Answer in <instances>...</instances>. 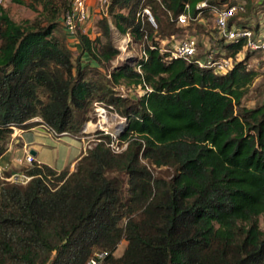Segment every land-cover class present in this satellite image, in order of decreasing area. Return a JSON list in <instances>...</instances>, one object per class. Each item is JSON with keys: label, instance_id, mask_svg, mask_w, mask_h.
<instances>
[{"label": "trees", "instance_id": "16d2710c", "mask_svg": "<svg viewBox=\"0 0 264 264\" xmlns=\"http://www.w3.org/2000/svg\"><path fill=\"white\" fill-rule=\"evenodd\" d=\"M10 1L37 17L16 22L0 0V157L13 127L34 128L36 118L79 139L95 103L125 119V148L96 130L73 171L34 162L24 185L5 180L16 170L0 171V264H88L98 253L99 264H264V102L243 103L257 51L220 39L235 62L216 74L160 50L186 28L177 19L187 8L212 16L211 6L238 1L111 0L99 35L77 31L78 56L61 27L71 0ZM240 1L245 11L229 24L257 31L262 15L253 25L252 0ZM143 8L156 27L138 17ZM114 30L145 56L108 70L119 55ZM121 81L150 90L127 99L115 93Z\"/></svg>", "mask_w": 264, "mask_h": 264}, {"label": "rangeland", "instance_id": "374dc122", "mask_svg": "<svg viewBox=\"0 0 264 264\" xmlns=\"http://www.w3.org/2000/svg\"><path fill=\"white\" fill-rule=\"evenodd\" d=\"M94 1L95 6L94 9H92L93 11H91L90 19L85 25H83V29L81 30L83 33L88 34L91 38H95L100 34V30L97 26V21L100 18L106 16L110 21H112L108 14L111 0ZM1 3L9 16L16 22H21L25 19L34 20L37 17V13L25 5L17 4L11 2L10 0H1ZM259 13L264 17V0H252V10L248 11L246 16L252 19L253 25L256 24ZM144 18L146 19V17ZM196 23L204 25L203 32L198 31L194 24L182 26L186 28L175 34L176 39H180L189 35L194 36L198 42L199 54H204L208 47L220 50L216 46L219 44L220 39L217 37V31L214 26L213 17L207 14L201 15L200 21H197ZM61 27L63 30V26ZM112 41L115 47H117L119 50V55L108 65V70L113 69L122 61L139 58L141 56V45L137 41L132 40L129 35L120 36L114 30ZM67 43L68 46L71 47L74 56H78L80 54V49L75 48L76 45H74L71 40H68ZM160 45H163L161 39ZM247 62L249 68H252L256 71L257 76L249 86V90L243 99V103L248 107H254L257 104L264 102V53L255 52L251 54ZM114 89L116 95L127 99H135L139 97L141 93H143V89H140L135 85H127L122 81ZM92 115V120L85 123L83 127L84 134L81 136L83 138L82 142H80L81 139H76L67 135L61 136L57 139L50 135H44L45 132L43 129L36 128L34 130H23V132L18 130L16 133H14V136L10 135L9 145L11 142H19L20 139L25 145H28L29 151L34 150L37 152L36 160H41L42 162H45L49 165H54L55 162L60 160V164L57 169H62L64 166H66V163L64 162L66 158L71 159L74 156L76 158L79 154V151H81L83 154V147L86 150L88 147H92L93 139L95 137L94 132H96V130H102L104 134L111 135L113 138V142L111 144L112 148L114 150H122L125 147V144L121 143L117 137L125 124V119L115 110L101 103L94 104ZM88 123L92 124L93 126L87 128ZM23 159V148H21L20 145H12L11 150L0 157V166H2L4 169L14 166L17 168V172H22L25 171L24 168L30 166L28 164L20 166L22 163H24ZM66 167H69L70 171H73L75 164L73 166L68 165ZM259 226L262 230H264V222L261 216L259 217ZM123 248L124 242H122L118 247L116 255L121 254Z\"/></svg>", "mask_w": 264, "mask_h": 264}, {"label": "built area", "instance_id": "2783aa9c", "mask_svg": "<svg viewBox=\"0 0 264 264\" xmlns=\"http://www.w3.org/2000/svg\"><path fill=\"white\" fill-rule=\"evenodd\" d=\"M210 1L212 0H203L197 5V9H203L210 7ZM187 7V6H186ZM212 7V17L215 29L217 31V37L218 39L223 40L224 42H233L238 41L240 39L244 40V46L243 51H257V52H263L264 53V33L260 32L258 29L253 30L249 28L248 26H238L237 24L230 25V19L236 15L238 12H244L245 8L242 1H238L235 3L228 2L224 5H221L219 7L211 6ZM91 7L87 0H71L69 8L65 11V13L62 16V26L64 29V32L66 33L68 40H71L74 45L77 46V31L83 29V25H85L91 16ZM138 17H140L141 20L146 17V19L154 26L156 27V23L154 21V18L150 12L149 8H143L141 12H139ZM201 19V13H198L196 17L192 18L188 8L186 9V12L178 16V24L182 26H189L191 24V20H194L195 22L200 21ZM264 17L261 16L259 20V28L263 26ZM251 24V23H250ZM162 44L160 45V50L163 53H166L168 55L169 59H184L188 62H194L196 63L200 68H209L213 70L216 74H225L228 72L229 69H231L234 65V59L232 57H226L225 53L218 50L213 49L211 47H208L207 51L199 56V49H198V43L196 41V38L194 36H185L180 39H176L175 35H173L171 38H163L161 39ZM75 46V48H76ZM243 53H239L237 58L235 60H240ZM141 56H145L144 53H141ZM140 72L139 68L136 69ZM140 89H143L141 86H137ZM146 90H150L149 88L143 89V93ZM141 93L140 95H142ZM36 121H38V124L31 128V130H34L36 128H41L44 130V135H50L55 138H59L61 136H66V132L62 133H56L51 127H49L44 121H42L40 118H36ZM23 132L22 129L18 127H13V133L11 135L14 136V133L17 131ZM20 136V135H19ZM81 139L80 142L83 141L82 137H79ZM112 144V143H111ZM12 145H17L14 142H11L8 146V149L5 153H8L11 150ZM112 147V146H111ZM21 148L24 150V163H22L20 166L28 164L31 165L34 162H38L34 155L29 151L28 145H23ZM91 147H88V149ZM125 148V147H124ZM123 148V149H124ZM84 153L86 152V149L83 147ZM119 151V149L115 150ZM121 151V150H120ZM4 153V154H5ZM39 163V162H38ZM9 168L4 169L2 166H0V171L3 170H9ZM32 179V176L28 175L26 172H17L14 171L11 175L5 178V180L10 181L12 183L24 185L28 183ZM105 253H98L94 258H92L88 264H99L104 256Z\"/></svg>", "mask_w": 264, "mask_h": 264}, {"label": "crops", "instance_id": "0c3cea01", "mask_svg": "<svg viewBox=\"0 0 264 264\" xmlns=\"http://www.w3.org/2000/svg\"><path fill=\"white\" fill-rule=\"evenodd\" d=\"M88 2H89V4H90V7H91V9H94V6H95V1L93 0H88ZM97 3V2H96ZM93 11V10H92ZM263 24H264V21H263ZM259 30H260V32H263L264 33V25L263 26H261L260 28H259ZM21 136V135H20ZM20 138V137H19ZM15 144L17 143V145H20L21 147L23 146V145H25L20 139H19V142H14ZM32 151L34 152V154L32 153ZM31 153L34 155V157H36L37 156V152L36 151H34V150H31ZM81 155V151H79V154L77 155V157L75 158V156L73 157V158H71V159H65L64 160V162L66 163V166H68V165H74L75 163H76V160L79 158V156ZM36 159H37V157H36ZM39 163H42V164H46L45 162H42L41 160H37ZM59 164H60V160L59 161H57V162H55V164L54 165H49V164H46V165H49L50 167H53V168H55V169H57V167L59 166ZM66 166H64L63 168H65ZM61 167V166H60ZM62 168V169H63ZM10 169L12 170H17V168H15L14 166H12V167H10ZM57 170H61V168H59V169H57Z\"/></svg>", "mask_w": 264, "mask_h": 264}, {"label": "bare ground", "instance_id": "6f19581e", "mask_svg": "<svg viewBox=\"0 0 264 264\" xmlns=\"http://www.w3.org/2000/svg\"><path fill=\"white\" fill-rule=\"evenodd\" d=\"M91 126H93V125L92 124H89V123L87 124V128H90Z\"/></svg>", "mask_w": 264, "mask_h": 264}, {"label": "water", "instance_id": "95a60500", "mask_svg": "<svg viewBox=\"0 0 264 264\" xmlns=\"http://www.w3.org/2000/svg\"><path fill=\"white\" fill-rule=\"evenodd\" d=\"M32 153L34 154V152L32 151Z\"/></svg>", "mask_w": 264, "mask_h": 264}]
</instances>
